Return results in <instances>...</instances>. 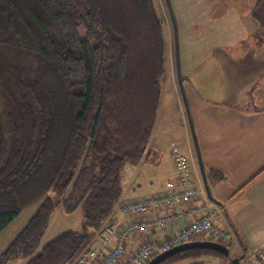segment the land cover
I'll use <instances>...</instances> for the list:
<instances>
[{"label": "trees", "instance_id": "trees-1", "mask_svg": "<svg viewBox=\"0 0 264 264\" xmlns=\"http://www.w3.org/2000/svg\"><path fill=\"white\" fill-rule=\"evenodd\" d=\"M249 14L263 38L264 0ZM163 73L154 0H0V231L40 201L0 264H71L92 243L120 195L124 165L145 153ZM58 205L79 207L81 228L37 250ZM208 254L222 255L191 248L158 264Z\"/></svg>", "mask_w": 264, "mask_h": 264}, {"label": "crops", "instance_id": "crops-1", "mask_svg": "<svg viewBox=\"0 0 264 264\" xmlns=\"http://www.w3.org/2000/svg\"><path fill=\"white\" fill-rule=\"evenodd\" d=\"M159 1L161 14L168 16L165 0ZM168 1L172 19L162 21L163 76L170 43L165 92L160 85L145 153L139 162L124 165L120 195L102 226L128 221L118 210L121 202L158 194L174 178L169 147L174 141L191 155L197 183L205 189V178L208 197L223 208L218 223L233 233L229 256L264 254V37H254L257 23L249 14L253 2L244 9L229 0L218 10L214 0L183 15ZM146 155L156 156L150 163ZM178 209L160 208L135 219H152ZM184 224L182 220L167 231L152 228L144 235L136 234L125 248L135 250L143 238H167Z\"/></svg>", "mask_w": 264, "mask_h": 264}, {"label": "built area", "instance_id": "built-area-1", "mask_svg": "<svg viewBox=\"0 0 264 264\" xmlns=\"http://www.w3.org/2000/svg\"><path fill=\"white\" fill-rule=\"evenodd\" d=\"M169 147L175 168L174 178L166 181L158 194L121 202L118 210L128 221L103 225L96 233V240L77 255L73 264H143L159 252L195 240H212L228 249L232 247L233 233L218 223L223 208L215 204L201 183L195 180L191 155L183 153L174 141ZM166 207L179 209L152 219H135L138 214ZM182 220L185 224L167 238H143L135 250H126V242L134 235H144L152 228L167 231ZM241 260L244 264H264V254L242 255Z\"/></svg>", "mask_w": 264, "mask_h": 264}, {"label": "rangeland", "instance_id": "rangeland-1", "mask_svg": "<svg viewBox=\"0 0 264 264\" xmlns=\"http://www.w3.org/2000/svg\"><path fill=\"white\" fill-rule=\"evenodd\" d=\"M210 1H214V0H171V3L174 8H177L176 13H182L184 15V13H188L189 10L191 11V13H194L195 8H199L205 5L208 6ZM217 1L219 3L218 10L221 8H224L229 3V0H217ZM232 1L236 3H240L242 6H244V9H245L250 4H252L254 0H232ZM154 4L156 6V11L158 12V15L160 16V18L162 19L164 23H165V18L168 20L172 19L169 14H168L169 17L167 16V14H164V15L161 14V1L154 0ZM192 27H194V25H192ZM173 35L175 38L176 34L174 32L172 33V37ZM168 42L166 45V60H167L166 74H164V76L162 77L160 81V85H161L163 93L165 92V86L167 84L166 80L169 77L168 51L170 49V46H169L170 43ZM175 44L176 42L174 40V46ZM176 101L178 102V100ZM179 101H181L180 97H179ZM39 202L40 201H35L29 204L28 206H26L25 208H23L21 212L2 231H0V254L6 247L8 242L13 237H15L16 234L20 231V229L25 225L27 220L36 210ZM81 212L82 211L80 210L79 207H77L71 212H66L63 210L61 205L56 206L50 215L46 229L44 230L43 234L41 235L39 239L37 250H39L48 240H50L51 238H53L54 236H56L58 233L62 232L63 230H67V229L79 230L81 228V220H82ZM228 258H226V264L228 262ZM224 259H225V256L223 255L208 254V255H203L199 259H196V260H186L183 262L173 263V264H185V263L192 262V261H200L203 264H224ZM25 261H26V258L18 257V258L9 260L3 264H24Z\"/></svg>", "mask_w": 264, "mask_h": 264}, {"label": "water", "instance_id": "water-1", "mask_svg": "<svg viewBox=\"0 0 264 264\" xmlns=\"http://www.w3.org/2000/svg\"><path fill=\"white\" fill-rule=\"evenodd\" d=\"M203 183H204L207 194H209V190H208L205 178H204ZM191 248L211 249V250H215L219 252L225 257H229V249L226 245L219 243L217 241H212V240H195V241L182 243L177 246L166 249L162 252H159L158 254L150 258L145 264H158L159 262L163 261L165 258H167L170 255H173L177 252L188 250ZM241 258L242 256L240 258L236 256L230 257V262L232 264H241L240 263Z\"/></svg>", "mask_w": 264, "mask_h": 264}, {"label": "bare ground", "instance_id": "bare-ground-1", "mask_svg": "<svg viewBox=\"0 0 264 264\" xmlns=\"http://www.w3.org/2000/svg\"><path fill=\"white\" fill-rule=\"evenodd\" d=\"M76 257H77V256H76ZM76 257H75V259H76ZM75 259L73 260V262H72L71 264H73V263H74ZM145 262H146V261H145ZM145 262H144V263H145ZM144 263H143V264H144Z\"/></svg>", "mask_w": 264, "mask_h": 264}]
</instances>
